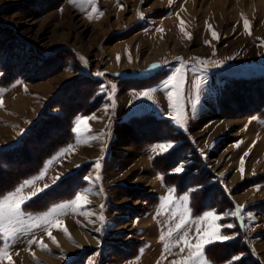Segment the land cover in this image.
<instances>
[{
  "label": "rangeland",
  "instance_id": "rangeland-1",
  "mask_svg": "<svg viewBox=\"0 0 264 264\" xmlns=\"http://www.w3.org/2000/svg\"><path fill=\"white\" fill-rule=\"evenodd\" d=\"M211 3L0 0V88L6 90L0 97V151L15 146L20 137L40 123L51 126L55 119L61 120L56 129L58 134H64L60 124L66 123L73 113L72 132L78 116L96 117L87 120L90 132L81 125L78 133H72L71 143L48 156L37 173L17 183L19 186L38 176L46 162L51 161L44 177L20 193L27 196L43 190L38 196L41 199L33 198L24 210L38 215L89 189L90 203L84 211L92 215L73 214L69 209L67 214L58 216L62 227L48 229L55 243L44 227L17 233L10 242L1 239V247L9 245L11 264H171L180 260L183 254L176 241L181 232H173L170 237L166 233L184 212L178 197L186 192L169 193L168 189L174 187L166 183L164 176L183 165L184 171L176 175L175 181L184 182L185 173L197 169H186L196 163L186 159L196 157L203 163L200 168L208 171L203 178L209 184L204 186L215 191L220 186L231 202L228 198L217 202L210 193L208 198H214L217 208L193 216L210 210L223 216L243 205L239 217L242 225H236L234 216H225L221 221L235 225L223 229L233 237L225 242L239 241L243 248L250 247L258 263L264 264V119L256 116L264 110V99L242 110L228 103L237 110L236 115L228 114L217 100L221 97L228 101L231 93H244L251 88L252 78L241 76L264 74V0H222L220 7ZM141 12L143 18L138 15ZM244 19L249 21L251 35L245 31ZM212 31L218 39H213ZM182 62L184 95L177 113L168 108L162 82ZM97 72L104 75L97 76ZM263 82L256 84L264 94ZM150 89L151 98H136L137 93ZM44 114L55 117L37 122L33 128ZM172 115H177L181 123L186 121V126L179 127L170 118ZM169 126L189 137L194 155L180 156L177 164L160 173L152 160L160 156L161 149L153 151V146L171 142L175 148L178 142L168 135L161 136L162 141L153 139ZM130 129L140 130L139 141ZM144 134L150 139L144 140ZM44 140L47 139L33 143L34 152L42 149ZM66 148L63 155L53 159ZM241 157L243 177L238 171ZM100 158L102 167L97 173L94 162ZM19 163L1 165L12 170L26 164ZM6 175L0 173V179L6 181ZM97 175L98 180H85ZM45 184L50 187L44 189ZM59 184L64 185L66 197L55 201L54 195L60 192L51 190ZM205 191L202 193L207 196ZM165 196L175 201V207L168 204ZM182 231L189 233V239L194 238L192 225ZM29 240L43 241L47 249L28 243ZM0 264L10 262L0 259Z\"/></svg>",
  "mask_w": 264,
  "mask_h": 264
},
{
  "label": "snow or ice",
  "instance_id": "snow-or-ice-1",
  "mask_svg": "<svg viewBox=\"0 0 264 264\" xmlns=\"http://www.w3.org/2000/svg\"><path fill=\"white\" fill-rule=\"evenodd\" d=\"M75 0H69V3H74ZM169 3H172V0H169ZM102 15V13H100ZM140 18H143V13H138ZM91 18V17H90ZM181 24L184 22L181 21ZM243 26L245 31L251 35V27L249 21L247 19L243 20ZM209 29H211V25H207ZM157 31H162L161 29L157 28ZM183 31V28H181ZM188 36V33H185ZM213 39H218V35L215 31L211 32ZM190 38V37H189ZM207 43V42H206ZM83 59V58H81ZM119 59V57H118ZM207 67L202 61H198ZM153 68L158 67V65H152ZM183 62L181 63V67H177L173 70V72L167 77L166 80L162 82V87L167 90V95L169 99L168 108L171 111H175L179 113L180 110V101L183 99V88H182V80H183ZM97 76H103L104 73L97 72ZM17 83H20L17 81ZM104 85H101L103 88ZM114 87V86H113ZM199 88V85H196ZM5 89L0 88V97L3 96ZM153 90H147L137 93V99L143 98H151V92ZM173 91H175L176 96L173 98ZM3 101L0 100V106H2ZM96 117H77L75 126L73 127V132L78 133L80 130V126L83 125L84 128L90 132L88 129L87 120L88 119H95ZM179 127H185L186 121L181 123L177 115H172L170 117ZM247 127V126H246ZM238 146V145H237ZM69 148L72 146L69 145ZM174 147V144L171 142L168 143H160L153 146V151L156 148L161 149V152L158 153L159 155H163L165 152L171 150ZM68 149H62L58 154V156L63 155ZM245 155H248L246 152ZM102 159H97L94 162V169L98 173L102 167ZM51 161L46 162L44 169H42L38 176L33 177L31 179H27L23 181L19 186L15 187L14 190L8 191L7 193H0V239H4L6 241H11L12 237L15 236L17 233H23L26 230H30L32 228L37 227H44L46 235H48L52 241L55 243V237L52 236L50 227L60 228L62 227L61 221L57 219L60 215L67 214V211L71 209L73 214H80L85 216H91V212H85L84 209L90 203L87 199V196L90 194L89 189H85L83 193L77 192L75 194L74 199L65 201L63 203H56L49 207L46 211L38 214L32 215L27 213L24 208L27 206L30 200L33 198H37L40 194L42 189H38L36 191L31 192L30 195L22 196L20 193L22 190L31 185L34 180H38L44 177L45 171ZM174 173L179 174L184 171V166L180 165L173 169ZM238 171L241 172V176L244 175V160L241 157L240 168ZM158 179H162V177L158 176ZM57 180L60 177L56 178ZM93 179L98 180L99 176L97 175L95 178L93 177H85V180L91 181ZM50 185L45 184L44 189H48ZM199 191L198 188H192L188 192H186L183 196H179L178 199L181 201V205L184 207V212L179 214V219L175 223L174 227L169 230L166 235L172 236L173 232H181V236L176 241L177 246L180 248V252L183 254L180 260H174L171 264H208V259L205 257V252L207 250V246L210 244H214L216 242H224L230 239H233L232 236L223 232V229H231L234 228L235 225L232 223H221L225 216H234L239 218L241 213L243 212V205L235 206V209L231 212H225L223 216L215 212V210L206 211L201 216H193L190 207V195ZM169 193H174L175 189H168ZM167 200L170 206L175 207V201L170 199L169 196L164 197ZM103 217H100V220L103 221ZM210 221V222H209ZM189 225L193 226V239H189V233L184 232L182 230L188 228ZM65 234L67 235V229H63ZM99 230V229H98ZM70 239V237H69ZM160 239L163 241L165 239V235L162 234ZM28 243L36 244L37 247H41L44 250L47 249V245L43 243V241H34L29 240ZM8 244L5 243L3 247H0V259H7L10 264L12 262V257L8 254ZM165 248L168 251L171 249L166 245ZM239 256H234L230 261V264H237L239 261Z\"/></svg>",
  "mask_w": 264,
  "mask_h": 264
},
{
  "label": "trees",
  "instance_id": "trees-1",
  "mask_svg": "<svg viewBox=\"0 0 264 264\" xmlns=\"http://www.w3.org/2000/svg\"><path fill=\"white\" fill-rule=\"evenodd\" d=\"M51 57H49L48 59H50ZM47 60V59H43ZM246 76H250L252 79L251 82V88H246L247 91L244 90V93L239 92V93H231L230 97L227 98L228 101H223L220 98H217L218 100V106L222 107L223 110L227 111L228 114L230 115H236L237 110L234 109L233 107H229L230 105H228V103H232L234 105V107H239L240 110L242 109H248V107H251L254 102L257 104L258 102H260V100H263L264 98V94L262 92V90L259 89V86L256 83H261V81H264V74H260V73H250V74H245L244 76H241L243 78L241 79H246ZM264 83V82H263ZM262 83V84H263ZM255 84V86H254ZM246 92V94H245ZM261 94V97H260ZM220 96V94H218ZM241 98V99H240ZM246 99V100H245ZM220 100V101H219ZM253 101V103H252ZM64 102L65 101H61ZM60 102V103H61ZM240 103V104H239ZM237 104V105H236ZM66 105V104H65ZM75 108V105H74ZM227 108V110H226ZM72 108H71V112H72ZM246 113H248L247 111H245ZM74 114V113H73ZM73 114L71 115V117L67 120L66 123L64 124H60V129L64 130V134H58L57 133V123H59L61 120L55 119L56 121L52 122L51 126L50 125H46V123H40V125H38L36 128H34V126L37 124V122H41V121H46L48 120V118L50 117H55L54 115L51 114H44V116L40 117L35 124L33 125V130L28 131L27 134H24L22 137L19 138L18 143L13 146V147H9L6 148L4 150L0 151V165L2 163H14V164H21L19 162H26V164L22 165L20 168L18 169H10L8 167L7 169H3L6 168V166L1 165L0 168V173L2 174H7V179H5L6 181H3L0 179V193H7L8 191H12L16 186L17 183L25 178L30 177L31 175L37 173V171L39 170V168L44 164V161L46 160V158L48 156H51L56 150H58L59 148L66 146L67 144L72 142V121H73ZM257 114V115H256ZM255 115L264 119V110L256 113ZM44 120H42V119ZM156 117L153 119L155 122H157L158 120ZM152 120V121H153ZM154 123V122H153ZM59 129V130H60ZM46 130V131H45ZM56 131V133L54 132ZM130 133L133 135L134 138L137 137V141H139L140 137L142 136H137L140 133V130L135 131L134 129H130L129 130ZM135 131V132H134ZM43 132H45V134H43ZM52 132H54V134L52 135ZM181 133H178L177 131H175V129L173 128V126H169L168 128H166L163 133L158 137V136H154L156 138H154L153 140L157 141H162L164 138V136L171 137V139H173L175 137V141L178 142L177 145L175 146V148H173V150H171V152H168L167 154L164 153L163 155H160L158 157H155V159H153V163L152 165L158 169L161 172H164V169L166 168V170L172 168L175 164L178 163V161L180 160V156H191L193 158L194 154H191L194 151V145L191 143V141L189 140L188 136H184V135H179ZM145 137L144 140L147 141V139H150L149 135L144 134L143 135ZM163 136V137H161ZM46 138V142L45 140L42 143V149L38 152H34V149L32 148H36V146L33 143H39L40 142V138ZM161 137V139H160ZM170 139V140H171ZM152 140L149 142L151 144ZM31 158H34L33 161L28 162L29 160H31ZM21 159H23L24 161H22ZM186 160H190L191 162H196L194 163V165L192 166H187L189 169L191 167L197 166V169H190L188 170V172H186V179H185V183L184 182H179V181H175L176 178H178L174 173H170V174H166L165 177V181L167 184L171 185L174 187L176 193H182V192H188L190 189L192 188H198L199 191L193 193L190 195V207H191V212L193 215L195 214H199L205 210L211 209L212 207L217 208L218 203H213L212 201H214V198H212V200L210 201V199L208 198L211 194L214 196H216V201L220 202L222 200L227 201L228 198V194L225 192V190H222V188L219 186V191L218 190H213L211 188H207L210 186H204L205 184L208 185L209 182L207 183V180H205V178L207 175L206 168L202 169V167L200 168V166L203 164L199 158L196 157V159H186ZM167 162V165L165 166V162ZM160 165V166H159ZM165 166V167H164ZM199 166V167H198ZM163 168V169H162ZM213 175V172L211 171V173ZM199 176V177H198ZM263 178L261 179V181H264V174L262 175ZM214 178V177H213ZM197 181V182H196ZM199 181H202L201 184H197ZM213 181V179H212ZM64 185L59 184L57 186H53L52 188V193L54 192H60L59 194H55L54 195V199L53 200H59L62 199L64 197H66V194L63 192L64 190L62 189ZM217 188V185H216ZM204 189H206V195L202 192H204ZM210 189V190H209ZM211 193V194H210ZM214 193V194H213ZM211 195V196H212ZM38 200H40V197H37ZM229 199V198H228ZM43 200V199H42ZM39 202V201H38ZM228 202H231V200L229 199ZM226 206H230V204H226ZM214 208V209H215ZM217 210V209H216ZM236 225H242V220H240L239 218L236 217ZM224 232V231H223ZM236 244H232L231 243H227V242H216L214 244H210L207 246V250L205 252V257L208 259V261L211 264H223L227 261H229L228 263L230 264V261L232 260V258L234 256H239L242 257L241 255L244 254L246 256H243V258H240L239 261L237 262V264L242 263L243 264H259L256 255L252 252L250 247H242V245L240 246V242L239 241H235ZM242 243V242H241ZM0 247H1V239H0ZM227 247V249H225L226 251L224 252H216L215 249L220 250L221 248H225ZM248 255V256H247Z\"/></svg>",
  "mask_w": 264,
  "mask_h": 264
},
{
  "label": "bare ground",
  "instance_id": "bare-ground-1",
  "mask_svg": "<svg viewBox=\"0 0 264 264\" xmlns=\"http://www.w3.org/2000/svg\"><path fill=\"white\" fill-rule=\"evenodd\" d=\"M212 1V3H211V5L212 6H219L220 7V4H219V2L220 1H222V0H211ZM224 5V4H223ZM223 7V6H222ZM241 99V98H240ZM240 104V103H239ZM237 105V104H236Z\"/></svg>",
  "mask_w": 264,
  "mask_h": 264
}]
</instances>
